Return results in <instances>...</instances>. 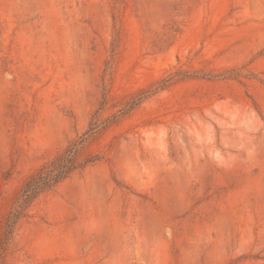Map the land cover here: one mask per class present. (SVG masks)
<instances>
[{"label":"rangeland","instance_id":"rangeland-1","mask_svg":"<svg viewBox=\"0 0 264 264\" xmlns=\"http://www.w3.org/2000/svg\"><path fill=\"white\" fill-rule=\"evenodd\" d=\"M0 264H264V0H0Z\"/></svg>","mask_w":264,"mask_h":264},{"label":"trees","instance_id":"trees-1","mask_svg":"<svg viewBox=\"0 0 264 264\" xmlns=\"http://www.w3.org/2000/svg\"><path fill=\"white\" fill-rule=\"evenodd\" d=\"M83 139L76 140L69 144L60 153L56 154L49 161L41 165L31 174L21 188L18 196V207H22L35 198L39 193L49 189L61 179L69 175L74 169L80 167L77 159L78 151ZM19 213L17 210L9 214L7 224L10 225Z\"/></svg>","mask_w":264,"mask_h":264}]
</instances>
